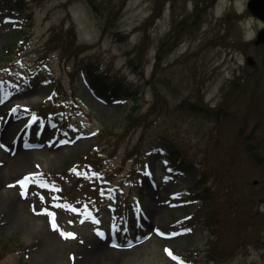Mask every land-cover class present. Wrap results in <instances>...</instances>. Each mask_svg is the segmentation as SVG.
<instances>
[{"label": "rangeland", "instance_id": "1", "mask_svg": "<svg viewBox=\"0 0 264 264\" xmlns=\"http://www.w3.org/2000/svg\"><path fill=\"white\" fill-rule=\"evenodd\" d=\"M14 1L0 0V264H264V166L237 139L250 136L264 157V43L254 42L264 21L247 0H21L20 8ZM54 26L72 28L86 48L61 58L45 45ZM88 62L124 77L135 98L101 96L87 82ZM236 77L239 89L228 92ZM155 88L170 109L202 98L211 107L224 101L226 115L219 122L183 119L178 111L151 117L129 131L100 177H92L80 159L99 142V130L116 131L127 113L146 112ZM164 134L195 168H166ZM27 136L39 144L23 146ZM136 157L135 185L128 171ZM199 166L222 177L209 176L214 198L206 202L183 196ZM33 173L38 182L21 188L17 181ZM234 200L253 206L257 217L237 220L230 213ZM221 202L230 217L224 232L209 223L221 232L213 238L200 219ZM55 204L80 212L87 205V213ZM45 209L55 213L58 231ZM115 225L127 244L116 243ZM211 237L225 251L217 261L204 255ZM89 253L107 259L88 263Z\"/></svg>", "mask_w": 264, "mask_h": 264}, {"label": "trees", "instance_id": "2", "mask_svg": "<svg viewBox=\"0 0 264 264\" xmlns=\"http://www.w3.org/2000/svg\"><path fill=\"white\" fill-rule=\"evenodd\" d=\"M17 8L21 7V0H16L13 3ZM197 6L195 5L194 11L197 10ZM198 13V12H196ZM151 16V17H150ZM149 19H152L154 15H150ZM46 46H51L53 49H56L59 51L61 58H70L73 56H76L79 52L84 50L86 46H81L76 43V35L72 28L66 29V30H59L56 26H54L51 29V33L49 35L48 40L46 41ZM3 49H5V52L10 50L9 45H4ZM99 66L95 63L88 62L86 65V71L90 76V80L95 84V87L98 91V93L108 97V98H116L118 95L114 92V89L116 92H122L129 96L130 99L135 98V89L133 88L132 84H128V81L124 82V77H122L118 73H113L109 77L106 75L107 69L98 70ZM98 70V71H96ZM106 70V71H105ZM104 80L108 81L110 85L114 86H108L104 85ZM128 84V85H127ZM239 84V85H238ZM240 81L239 78H234L232 80H229L228 83V92L234 91L239 89L240 87ZM238 95V94H237ZM154 100L151 103V105L148 107L147 111L144 113L139 114H133L132 112L127 113L122 119L121 125H119L118 129L116 131L113 130V128L109 129V126H104L99 130L98 137L99 142L96 144L95 148L91 150L89 153L81 157L80 162H84V165L91 166L94 170L100 171L103 165V162L105 159L112 157L115 155L118 151V147L120 143L126 138L129 131L134 127L143 126L146 122L150 120L151 117L154 116H162V118L165 116H169L170 114L178 111L179 117L185 118H191L193 116L194 118H191L193 120L197 119H203V120H212L214 122H219L223 117H225L226 112L224 110V101L222 103L220 102L218 105L214 107L208 106L206 103L203 102L202 98L197 100H187L182 99L180 102L176 103L174 106V109H170L169 102H167L165 99V96L158 90L157 88L153 91ZM171 113H170V112ZM184 114V115H183ZM177 115V116H178ZM158 116V117H159ZM240 132L242 131L239 130ZM239 142H242L244 145L245 150L249 154V158L254 161L255 165H263V163H260L263 161V156L260 153L259 149L256 148L255 144L252 142L250 136L247 138H241L240 134H237ZM164 139L167 140V154L166 157L170 161V163L181 169H191L193 167L192 162L188 161V159L184 158L182 149L179 147L178 143L174 141L173 139H169L168 135L164 134L162 135ZM140 150H138L139 153ZM229 152V151H228ZM131 154L127 153L125 154L123 160H126L128 157H130ZM138 156V155H137ZM136 159V160H135ZM137 157L133 159L132 165L128 171V174L133 175L135 171L137 170ZM135 162V163H134ZM199 176L194 185H192L191 190L192 193L190 198H194L196 200H199L201 202H206L212 198H214L212 194V190H210L209 185L207 184L209 176H213V179L219 180L222 179L221 175L219 174L218 169L215 168L213 171L210 169L208 171L209 175H206V171L199 167ZM94 177V176H92ZM97 178V177H94ZM134 181V180H133ZM230 188V185H228ZM212 197V198H211ZM238 202V203H237ZM237 202L234 200L232 203V209L230 210V213H235L237 220L240 219H248L251 221V219H255L257 217L256 210L253 211V206L249 205V208H245V203ZM240 203V204H239ZM223 203H218L215 208L208 211L206 216L204 215L203 218L200 219L207 228L210 229V233L215 238V236H220L221 232L219 229H213L210 225H213L216 221L222 231H226L225 227L226 222L225 219L230 217V214L226 211L221 213ZM235 208V209H234ZM242 214V216H241ZM251 218V219H250ZM210 223V225H209ZM240 225V224H239ZM213 238H209L210 244L214 243ZM210 244L207 246L206 253L204 254L207 256V260H215L217 261L222 254L225 253L224 249L219 250L218 248H215L214 244L210 246ZM223 251V252H222Z\"/></svg>", "mask_w": 264, "mask_h": 264}, {"label": "snow or ice", "instance_id": "3", "mask_svg": "<svg viewBox=\"0 0 264 264\" xmlns=\"http://www.w3.org/2000/svg\"><path fill=\"white\" fill-rule=\"evenodd\" d=\"M0 102H3L2 99H0ZM13 113L16 111V108H13L11 110ZM35 119V117L33 118ZM0 147H3V145H0ZM73 171H76L75 169H73ZM77 175H84L85 177L88 176V172H76ZM38 175L36 173H33L30 176H25L22 180L17 181V183L21 186V188H26V186L30 183H37L38 182ZM92 176L97 177L99 176L98 173H91ZM40 187H45V188H50L53 192H58L60 191V189L56 188L54 185H48L47 183H40L39 184ZM26 193L22 192V195H25ZM101 194L103 195V192H101ZM41 199L43 200V197H41ZM53 200H58L59 197L57 196H53L52 197ZM53 207L56 208H66L68 211H72V212H80L79 209H76L74 207H72L71 205H61V204H55L53 205ZM87 213V205H85L84 211L80 212V214H86ZM45 214H47L50 218V224L53 228L54 231H58L59 230V226L56 223V218H55V213L52 212H48L47 209H45ZM83 222V221H81ZM98 222V221H97ZM71 223V221L69 222ZM160 235H164L163 233H159ZM60 235L66 239L71 238V239H75V234L74 233H65V232H60ZM103 235V234H101ZM114 247L116 245H113ZM165 251L168 253L169 256H172V258L175 260L177 259L175 256H173L171 250L169 249H165Z\"/></svg>", "mask_w": 264, "mask_h": 264}, {"label": "water", "instance_id": "4", "mask_svg": "<svg viewBox=\"0 0 264 264\" xmlns=\"http://www.w3.org/2000/svg\"><path fill=\"white\" fill-rule=\"evenodd\" d=\"M247 6L254 15L264 19V0H248ZM256 42H264V28L258 31Z\"/></svg>", "mask_w": 264, "mask_h": 264}, {"label": "bare ground", "instance_id": "5", "mask_svg": "<svg viewBox=\"0 0 264 264\" xmlns=\"http://www.w3.org/2000/svg\"><path fill=\"white\" fill-rule=\"evenodd\" d=\"M9 128H10V125L9 124L6 125V128L4 130L5 133H7L9 131ZM25 156H26L25 153H21V156H20V159H19L20 162H24L26 160V157ZM96 255H97L96 253L95 254L94 253H91V254L89 253L88 256H87V258H86V260H88L87 262L88 263L95 262L98 259H101L100 261L103 262L102 260H105V258L107 259V256H105V258L104 257L99 258L100 256H96Z\"/></svg>", "mask_w": 264, "mask_h": 264}]
</instances>
